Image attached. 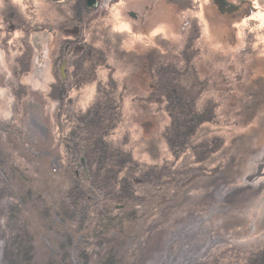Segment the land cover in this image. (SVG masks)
<instances>
[{
  "label": "trees",
  "instance_id": "trees-1",
  "mask_svg": "<svg viewBox=\"0 0 264 264\" xmlns=\"http://www.w3.org/2000/svg\"><path fill=\"white\" fill-rule=\"evenodd\" d=\"M167 1L183 13L179 37L159 34L143 51L126 49L129 32L112 26L95 44L86 33L84 16L74 9L72 18L81 20L76 35L58 40L56 55L70 70L67 76L59 70L46 96L59 102L54 116L58 137L48 149L42 146L43 164L20 167L0 141L1 173L15 198L6 222L7 264H69L72 250L84 264L97 254L104 264H113L115 247L138 237L142 221L198 179L220 172L230 128L264 114V77L251 67L252 57L263 49L258 42L260 22H249L234 54L213 55L203 41L200 0ZM256 1L264 5V0ZM35 3L29 0L23 13L13 4L1 24L6 45L15 33V41L25 44L14 66L17 78L31 67L29 36L38 25ZM112 58L147 73L151 87L142 99L168 118L157 145L140 147L134 129L126 124L128 88L119 87ZM19 83L20 101L26 85ZM90 88L92 98L82 101L80 92ZM61 145L65 154L58 149ZM50 157H57V166ZM90 236L97 246L103 241L110 245L109 253L88 254L83 241ZM77 240L82 243L72 248ZM245 264H264V245L250 253Z\"/></svg>",
  "mask_w": 264,
  "mask_h": 264
},
{
  "label": "rangeland",
  "instance_id": "rangeland-1",
  "mask_svg": "<svg viewBox=\"0 0 264 264\" xmlns=\"http://www.w3.org/2000/svg\"><path fill=\"white\" fill-rule=\"evenodd\" d=\"M34 1L38 25L29 36L33 43L31 67L19 78L14 66L25 44L15 41L19 36L15 33L6 45L2 38L7 33L0 25V141L7 147L5 150L12 152L10 159L19 161L20 167L35 163L41 166L44 158L41 153L45 154L43 147L48 149L58 137L54 116L59 102H52L46 96L49 84L61 67L64 65V76L70 70L56 59V55H60L57 42L65 38L61 34L54 35L62 32L63 20L72 18V0L63 3ZM230 1L242 9L222 14L213 0H200L197 14L203 28V41L212 48L213 55L234 54L242 45L244 29L257 19L263 28L258 40L263 49L252 57L251 67L256 76L264 77V5L255 1L253 10L249 7L250 0ZM27 6H20L22 13L27 12ZM249 8L253 10L250 14ZM182 14L176 4L166 0H100L98 8L84 17L83 22L87 35L95 44L101 43L102 36L108 33L107 27L112 26L129 32L124 44L126 49L143 51L159 34L177 40L184 21ZM49 28H53L52 31ZM66 34L76 35L74 31ZM210 60V57L205 58L206 62ZM112 62L117 69L115 79L119 87L128 88L126 124L134 129L140 147L157 145L161 127L168 118L154 103L142 99L151 87L147 73L142 67H130L122 58H112ZM20 81L26 85V94L19 101L16 93ZM92 94L90 88L82 89L79 95L82 101H88ZM228 135L220 172L198 179L180 196L175 194L172 202L158 214L142 221L138 237L115 247L113 264H178L180 257L187 258L185 254L204 248L203 253L197 252L196 258L189 259V264H245L247 256L264 245V114L246 125L230 128ZM58 149L65 154L62 145ZM52 158L49 159L52 166H57V157ZM1 171L0 163L1 262L7 264L6 222L15 198ZM46 243L54 249L48 241ZM80 243L77 240L71 247ZM83 246L88 254L102 250L101 254L105 255L110 248L104 241L97 246L93 236L86 238ZM68 262L84 264L73 250ZM90 264H104V259L93 255Z\"/></svg>",
  "mask_w": 264,
  "mask_h": 264
},
{
  "label": "flooded vegetation",
  "instance_id": "flooded-vegetation-1",
  "mask_svg": "<svg viewBox=\"0 0 264 264\" xmlns=\"http://www.w3.org/2000/svg\"><path fill=\"white\" fill-rule=\"evenodd\" d=\"M48 1L63 3L65 0H48ZM228 1L231 2L230 0H228ZM250 1L251 2H250L249 7L250 8L253 7V10H254L253 2H255L256 0H250ZM13 2H15L16 6H27L28 0H0V10H2L1 8H3V10L0 12V25L2 24L3 21H6L5 17L9 18L10 11L7 10V8L11 7V5L14 4ZM72 3L74 5V9L79 10L80 16L86 17L87 15H90V13H92L93 10L98 8V6L100 4V0H72ZM232 3H233V1H232ZM244 6H245V4H244ZM250 8L248 9L249 14L253 11V10L251 11ZM7 12H8V16H7ZM234 13H237V12H234ZM79 21H81V20H79L78 18H71L69 20H63L62 23L64 25L62 24L63 27L60 28L62 32H60V33L58 32L57 35H54V36L57 37L58 34H61L62 36H64L63 38H69L70 35H68L66 33L69 31H74L76 33V29H77L76 23ZM39 28H43V27L40 26ZM52 29L53 28H49L50 31H52Z\"/></svg>",
  "mask_w": 264,
  "mask_h": 264
},
{
  "label": "water",
  "instance_id": "water-1",
  "mask_svg": "<svg viewBox=\"0 0 264 264\" xmlns=\"http://www.w3.org/2000/svg\"><path fill=\"white\" fill-rule=\"evenodd\" d=\"M213 2L215 5H217L218 11L222 14H233L234 12H238L241 9L240 5L229 2L228 0H213ZM63 69L64 65L61 67L62 71Z\"/></svg>",
  "mask_w": 264,
  "mask_h": 264
},
{
  "label": "bare ground",
  "instance_id": "bare-ground-1",
  "mask_svg": "<svg viewBox=\"0 0 264 264\" xmlns=\"http://www.w3.org/2000/svg\"><path fill=\"white\" fill-rule=\"evenodd\" d=\"M204 249H202L200 251H197V252L198 253L202 252ZM197 252L196 251H194V252L192 251V252H189V253L185 254V255H187V258L185 256L180 257L179 260H178V264H189V262H190L189 259L196 258V255L198 254ZM1 258H2V256H1V243H0V264H2Z\"/></svg>",
  "mask_w": 264,
  "mask_h": 264
}]
</instances>
